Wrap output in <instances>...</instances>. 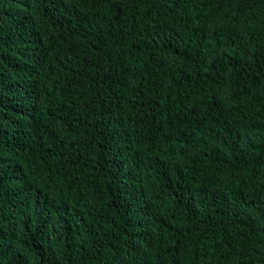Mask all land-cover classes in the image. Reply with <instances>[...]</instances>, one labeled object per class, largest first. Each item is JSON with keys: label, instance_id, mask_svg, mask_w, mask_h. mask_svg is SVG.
Returning <instances> with one entry per match:
<instances>
[{"label": "trees", "instance_id": "trees-1", "mask_svg": "<svg viewBox=\"0 0 264 264\" xmlns=\"http://www.w3.org/2000/svg\"><path fill=\"white\" fill-rule=\"evenodd\" d=\"M0 264H264V0H0Z\"/></svg>", "mask_w": 264, "mask_h": 264}]
</instances>
